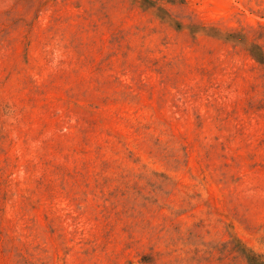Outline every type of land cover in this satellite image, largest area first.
<instances>
[{"label":"rangeland","instance_id":"374dc122","mask_svg":"<svg viewBox=\"0 0 264 264\" xmlns=\"http://www.w3.org/2000/svg\"><path fill=\"white\" fill-rule=\"evenodd\" d=\"M0 264H264V0H0Z\"/></svg>","mask_w":264,"mask_h":264}]
</instances>
